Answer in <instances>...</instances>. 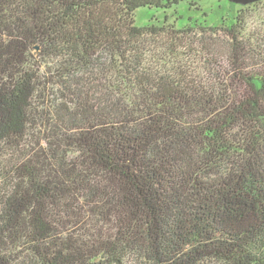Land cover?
Masks as SVG:
<instances>
[{
  "label": "trees",
  "instance_id": "1",
  "mask_svg": "<svg viewBox=\"0 0 264 264\" xmlns=\"http://www.w3.org/2000/svg\"><path fill=\"white\" fill-rule=\"evenodd\" d=\"M184 1L0 0V264H264V32L154 72L137 11Z\"/></svg>",
  "mask_w": 264,
  "mask_h": 264
},
{
  "label": "rangeland",
  "instance_id": "2",
  "mask_svg": "<svg viewBox=\"0 0 264 264\" xmlns=\"http://www.w3.org/2000/svg\"><path fill=\"white\" fill-rule=\"evenodd\" d=\"M263 3L258 7L246 4L251 5L247 10L248 33L264 32ZM238 10L239 4H233L229 0H186L168 12L140 9L136 14L138 26L158 28L156 32L148 31L141 42L143 64L154 72L165 74H169V71L174 74L179 68L195 70L197 74L201 73L202 79H208L210 75H207L205 68L208 59L214 57L221 63L228 61L231 53L228 37L223 32H218L217 36H209V32L202 35L197 28L190 33H181L179 29L221 26L224 20L229 25Z\"/></svg>",
  "mask_w": 264,
  "mask_h": 264
},
{
  "label": "water",
  "instance_id": "3",
  "mask_svg": "<svg viewBox=\"0 0 264 264\" xmlns=\"http://www.w3.org/2000/svg\"><path fill=\"white\" fill-rule=\"evenodd\" d=\"M232 1L233 3H237V4H253V3H256V2H261V1H264V0H230Z\"/></svg>",
  "mask_w": 264,
  "mask_h": 264
}]
</instances>
